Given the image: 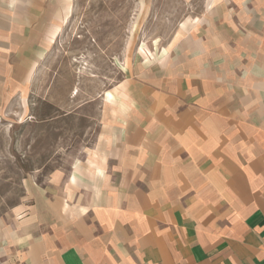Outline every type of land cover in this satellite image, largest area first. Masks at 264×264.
<instances>
[{"label":"crops","instance_id":"crops-1","mask_svg":"<svg viewBox=\"0 0 264 264\" xmlns=\"http://www.w3.org/2000/svg\"><path fill=\"white\" fill-rule=\"evenodd\" d=\"M63 10L0 0V122ZM211 18L107 93L88 158L25 185L0 215V264H264V0Z\"/></svg>","mask_w":264,"mask_h":264},{"label":"rangeland","instance_id":"rangeland-1","mask_svg":"<svg viewBox=\"0 0 264 264\" xmlns=\"http://www.w3.org/2000/svg\"><path fill=\"white\" fill-rule=\"evenodd\" d=\"M233 1L49 0L64 7L53 13L58 36L0 122V215L25 197L27 183L46 187L57 170L67 176L88 158L107 93L119 97L117 86L139 66L174 59L183 32Z\"/></svg>","mask_w":264,"mask_h":264}]
</instances>
